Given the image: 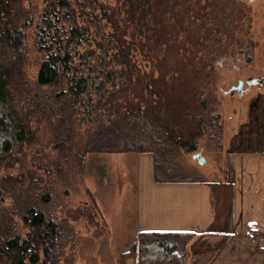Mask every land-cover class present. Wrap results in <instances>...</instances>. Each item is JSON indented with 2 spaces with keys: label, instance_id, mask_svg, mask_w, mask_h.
Here are the masks:
<instances>
[{
  "label": "rangeland",
  "instance_id": "1",
  "mask_svg": "<svg viewBox=\"0 0 264 264\" xmlns=\"http://www.w3.org/2000/svg\"><path fill=\"white\" fill-rule=\"evenodd\" d=\"M100 1L121 6L119 0ZM165 2L160 5L159 0L153 20L154 47L143 50L137 43L133 60L141 74L160 81L159 106L164 115L181 117L183 108L207 102L212 124L199 137L195 151L182 149L170 155L178 167L172 176L185 182L220 179L228 168L230 152L254 145L252 141L259 135L264 137V0ZM46 3L47 0H24L34 24L24 30L14 104L19 114L28 119L34 139L14 152L2 167L0 176L11 180H7L5 200L0 205L10 208L14 205L10 195L23 194L26 202H34L48 218L64 222L74 243L67 246L61 264H73L79 240L94 249L108 239L104 222L109 224L133 211L139 179L149 175L145 169L139 171L138 155L85 153L83 149L103 125H109V113L121 114L135 107L146 92L134 81L126 83L114 94L105 93L103 107L89 117L83 110L74 114L73 107L62 102L50 103L55 107L53 115L47 107L49 102L38 107V101L59 91L51 88L44 95L36 87V76L45 60V53L38 49L37 29ZM96 41L101 42L96 39L77 48L78 57L81 54V59L95 68L93 77L98 75L104 56ZM91 50L95 57L89 55ZM81 59L77 61L80 66ZM58 142L62 143L59 147ZM198 153L205 158L204 163L194 158ZM44 195L46 201L41 198ZM13 218L18 232L25 236L29 228L18 215ZM117 238L114 236L111 243ZM196 239L195 234L188 244L195 243L194 249ZM119 246H123L122 242ZM129 258L133 259L121 254L123 263Z\"/></svg>",
  "mask_w": 264,
  "mask_h": 264
},
{
  "label": "trees",
  "instance_id": "2",
  "mask_svg": "<svg viewBox=\"0 0 264 264\" xmlns=\"http://www.w3.org/2000/svg\"><path fill=\"white\" fill-rule=\"evenodd\" d=\"M119 1L121 6L100 0H47L37 29L38 49L45 53V60L36 76V87L44 95L51 88L59 91L38 101V107L49 102L47 107L53 115L55 107L50 103L62 102L72 106L74 114L83 110L89 117L103 107L105 93L114 94L126 83H138L146 96L121 114L109 113V125H103L83 150L153 153L158 181L185 182L172 176L178 167L170 155L182 149H197L199 137L212 124L207 102L183 108L181 117L163 114L159 106L160 81L141 74L133 60L137 43L143 50L154 47L153 20L159 0ZM165 1L160 0V5ZM33 24L34 16L25 8L24 0H0V173L8 158L34 139L28 119L19 114L14 104L24 30ZM96 39L101 40L96 42L104 56L98 75L93 77L95 68L82 60L81 54L78 57L77 48ZM95 54L93 50L89 53ZM80 59L81 66L77 63ZM84 118L87 117H81ZM7 180L11 178L0 176V203L5 200ZM10 196L14 198L12 207L0 205V264H61L67 246L74 243L64 222L48 218L34 202H26L23 194ZM41 198L46 201L47 195ZM36 200L41 201L39 197ZM14 215L29 228L25 236L18 232ZM194 236L195 233L181 231L143 232L123 256L132 257L138 264H185L186 246Z\"/></svg>",
  "mask_w": 264,
  "mask_h": 264
},
{
  "label": "crops",
  "instance_id": "3",
  "mask_svg": "<svg viewBox=\"0 0 264 264\" xmlns=\"http://www.w3.org/2000/svg\"><path fill=\"white\" fill-rule=\"evenodd\" d=\"M252 142L230 152L222 178L194 182H159L153 155L130 153L149 174L140 176L133 211L103 221L108 239L94 249L79 240L73 264H137L123 263L121 254L140 233L156 231L196 234L197 248L187 246L185 264H264V137Z\"/></svg>",
  "mask_w": 264,
  "mask_h": 264
},
{
  "label": "water",
  "instance_id": "4",
  "mask_svg": "<svg viewBox=\"0 0 264 264\" xmlns=\"http://www.w3.org/2000/svg\"><path fill=\"white\" fill-rule=\"evenodd\" d=\"M242 84V83H241ZM194 158L198 159V161L200 163H204L205 162V158L202 157V155L200 153L194 155Z\"/></svg>",
  "mask_w": 264,
  "mask_h": 264
}]
</instances>
